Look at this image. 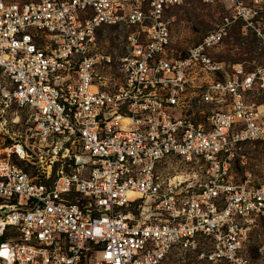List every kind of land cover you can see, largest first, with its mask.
Instances as JSON below:
<instances>
[{"label": "built area", "instance_id": "obj_1", "mask_svg": "<svg viewBox=\"0 0 264 264\" xmlns=\"http://www.w3.org/2000/svg\"><path fill=\"white\" fill-rule=\"evenodd\" d=\"M182 2L0 0V264H264V183L234 173L264 145V65L226 73L224 27L176 50Z\"/></svg>", "mask_w": 264, "mask_h": 264}, {"label": "rangeland", "instance_id": "obj_2", "mask_svg": "<svg viewBox=\"0 0 264 264\" xmlns=\"http://www.w3.org/2000/svg\"><path fill=\"white\" fill-rule=\"evenodd\" d=\"M243 1L247 7L245 15H237L238 13L229 7L230 2L223 0H183L181 4L173 6L167 13L170 19L172 46L178 51H184L199 43L210 31L224 27L226 35L214 49L213 56L224 64L226 73H231L234 67L239 65L245 71H252L257 66L264 65V0ZM226 18H229L227 24ZM126 34V31L113 27L98 31L100 47L113 56L112 65L105 68L108 73H112V82L117 81L119 75V57L125 51ZM254 100L259 103L260 109L264 110V90H260ZM23 130L22 125L10 126L12 135L15 132L22 133ZM9 142L10 138L5 141L0 137V151ZM244 151L247 161L234 169L235 181L242 182L250 178L252 184L264 183V145L260 142L247 144ZM180 171L186 172L185 167L181 166ZM260 228L264 232V229ZM253 239L249 246L256 252Z\"/></svg>", "mask_w": 264, "mask_h": 264}]
</instances>
